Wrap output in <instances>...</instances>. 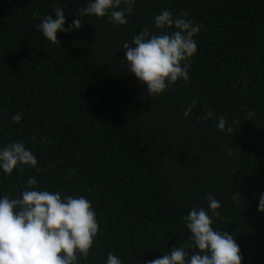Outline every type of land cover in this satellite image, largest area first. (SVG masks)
Masks as SVG:
<instances>
[{"label": "trees", "instance_id": "trees-1", "mask_svg": "<svg viewBox=\"0 0 264 264\" xmlns=\"http://www.w3.org/2000/svg\"><path fill=\"white\" fill-rule=\"evenodd\" d=\"M86 4L0 0V148L23 142L38 161L0 171V197L19 199L32 177L36 190L84 196L99 232L77 264H106L109 253L147 264L190 241L182 217L193 207L211 214L212 195L221 202L213 227L234 236L242 264H264V0H136L123 26L81 17ZM56 5L65 27L82 24L58 33L59 46L38 29ZM165 9L202 27L189 80L148 95L122 45L159 35L154 17ZM209 109L231 134L203 119Z\"/></svg>", "mask_w": 264, "mask_h": 264}, {"label": "clouds", "instance_id": "clouds-1", "mask_svg": "<svg viewBox=\"0 0 264 264\" xmlns=\"http://www.w3.org/2000/svg\"><path fill=\"white\" fill-rule=\"evenodd\" d=\"M135 4L136 0H87L79 15L107 17L114 26H123ZM54 16L42 17L38 29L47 41L59 46L58 33H71L82 24L75 18L65 27L61 5L55 6ZM186 17V12L174 16L165 9L154 17L159 35L144 30L133 38L131 46L127 42L122 45L126 50L123 62L130 74L146 86L148 95L159 96L178 80H189V61L197 52L194 37L202 25ZM197 103L193 101L184 111L185 118L190 117ZM253 115L248 113L249 117ZM213 118L218 130L231 134L232 128L227 126L224 116H216L209 109L203 117ZM11 119L19 124L22 116L18 112ZM37 163V157L23 142L0 148V171L5 174H11L18 165L36 167ZM43 170L37 168L38 173ZM27 184L30 190H24L19 199L0 197V264H77V254L86 258L99 232L91 202L84 196L66 195L62 199L59 191L36 190L34 177ZM206 199L211 214L203 207H193L182 217L190 241L147 264H242L241 249L234 236L213 227L214 218L220 215L216 210L221 208V202L212 195ZM257 212L264 214V193L259 197ZM192 249L197 251L190 256L188 250ZM106 264L124 262L109 253Z\"/></svg>", "mask_w": 264, "mask_h": 264}]
</instances>
